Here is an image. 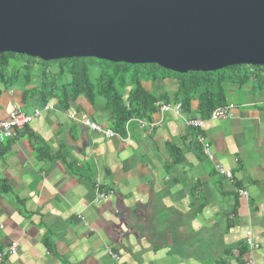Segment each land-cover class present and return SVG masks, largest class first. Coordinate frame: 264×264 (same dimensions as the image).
<instances>
[{
	"label": "crops",
	"instance_id": "obj_1",
	"mask_svg": "<svg viewBox=\"0 0 264 264\" xmlns=\"http://www.w3.org/2000/svg\"><path fill=\"white\" fill-rule=\"evenodd\" d=\"M143 87L168 103L177 99L172 79ZM0 89V121L15 109L40 111L0 143V184L7 188L0 192V264H114L104 246L122 264H264V88L227 86L230 118L202 129L213 162L183 122L205 118L197 100L183 118L156 111L144 121L160 118L159 127L132 123L128 135L106 140L79 121L85 115L112 130L102 99L78 97L66 108L53 99L42 111L29 95L35 83ZM96 180L110 192L103 201L96 200ZM246 232L256 251L246 248ZM11 243L17 251L9 255Z\"/></svg>",
	"mask_w": 264,
	"mask_h": 264
},
{
	"label": "water",
	"instance_id": "obj_2",
	"mask_svg": "<svg viewBox=\"0 0 264 264\" xmlns=\"http://www.w3.org/2000/svg\"><path fill=\"white\" fill-rule=\"evenodd\" d=\"M176 74L264 68V0H0V55Z\"/></svg>",
	"mask_w": 264,
	"mask_h": 264
},
{
	"label": "trees",
	"instance_id": "obj_3",
	"mask_svg": "<svg viewBox=\"0 0 264 264\" xmlns=\"http://www.w3.org/2000/svg\"><path fill=\"white\" fill-rule=\"evenodd\" d=\"M22 61L24 65H21ZM36 63L41 67V81L36 83L37 89L29 95L37 97L40 106H45L53 99L62 108L78 97H83L88 103L102 99L105 109L110 113L112 130L119 135L124 134V125L128 120H144L157 111L159 102L168 103L164 96L145 91L143 84L146 82L174 80L176 101L182 103L183 112H189L191 102L197 100L198 112L205 118L215 108L226 106L227 86L251 82L256 90L264 88L263 67L239 66L213 73L180 75L154 65L114 64L95 59L43 63L11 54L0 55V86L6 90L21 81V70L24 71L21 82L30 84L33 81L32 65ZM52 68H56L54 75L50 74ZM26 93L24 91L22 94L24 101ZM5 153L6 149L0 150V156ZM43 153L44 149L39 148L38 156ZM0 192H7L4 184H0Z\"/></svg>",
	"mask_w": 264,
	"mask_h": 264
},
{
	"label": "built area",
	"instance_id": "obj_4",
	"mask_svg": "<svg viewBox=\"0 0 264 264\" xmlns=\"http://www.w3.org/2000/svg\"><path fill=\"white\" fill-rule=\"evenodd\" d=\"M49 109L48 106H44L42 108V111H47ZM231 107L230 106H224L215 108L212 110L209 115L206 118H199V119H185L183 120L185 127L192 129L197 132L195 141L196 144L200 147L201 153L204 156L205 159H207L210 162H213V155L210 151V144L202 134V129L207 121L209 122H216L224 119H229L231 116ZM167 113H173L180 118H183V107L182 103L180 101H175L172 103H160L157 107V114L159 117H162V115ZM40 115V111H35L33 115H25L22 113L19 109H15L11 111L8 115L7 120L0 121V143H3L5 141L11 140L15 137V133L18 130L23 129L24 127L31 124L34 118L38 117ZM79 121L81 124L89 129L92 132L97 133L100 135L103 139H111L115 137H119V134L114 132L113 130L103 129L96 124L92 123L88 120V118L85 115H80ZM135 123L140 128H146L148 130H152L155 127H159L161 125V119L159 118L156 122H146L144 120H138V119H130L128 120L124 125V134L128 135V129L129 126ZM214 170L215 172L223 177L224 179L230 180L231 179V173L226 170L224 167L220 165L214 164ZM95 189H96V200L97 201H103L107 199L110 196V192L104 191V185L100 183L98 180L94 183ZM237 195L240 198L247 197V193L245 191H237ZM79 220H83L81 217H77ZM245 246L248 249V251H256L258 249V245L255 244L252 240L251 232H246L245 234ZM104 250L106 255L111 259L114 264H122L121 258L118 254L114 253L112 248L110 246H104ZM17 251V244L11 243L9 247L7 248V253L9 255L14 254ZM250 264H253V262H250Z\"/></svg>",
	"mask_w": 264,
	"mask_h": 264
},
{
	"label": "rangeland",
	"instance_id": "obj_5",
	"mask_svg": "<svg viewBox=\"0 0 264 264\" xmlns=\"http://www.w3.org/2000/svg\"><path fill=\"white\" fill-rule=\"evenodd\" d=\"M21 65H24V62L22 61L21 62ZM55 71H56V68H52L51 70H50V74L51 75H54V73H55ZM23 73H24V71H20V80L22 81L23 80V77H22V75H23ZM40 73H41V67L36 63V64H33L32 65V71H31V75H32V77H33V83H39L40 81H41V78H40ZM56 81V80H55Z\"/></svg>",
	"mask_w": 264,
	"mask_h": 264
}]
</instances>
